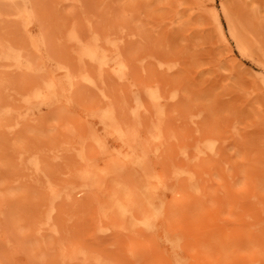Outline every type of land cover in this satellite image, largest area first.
Returning a JSON list of instances; mask_svg holds the SVG:
<instances>
[{
	"label": "rangeland",
	"instance_id": "rangeland-1",
	"mask_svg": "<svg viewBox=\"0 0 264 264\" xmlns=\"http://www.w3.org/2000/svg\"><path fill=\"white\" fill-rule=\"evenodd\" d=\"M0 264H264V0H0Z\"/></svg>",
	"mask_w": 264,
	"mask_h": 264
},
{
	"label": "bare ground",
	"instance_id": "bare-ground-1",
	"mask_svg": "<svg viewBox=\"0 0 264 264\" xmlns=\"http://www.w3.org/2000/svg\"><path fill=\"white\" fill-rule=\"evenodd\" d=\"M93 49V48H92ZM88 50V49H87ZM90 51H92V50H90ZM93 51H95L94 49H93ZM90 52V53H84V55L85 56H87V57H89L91 60H94V59H96V57H98L97 56V52ZM97 51V50H96ZM86 52V51H85ZM99 54V53H98ZM104 55H102L101 57H103ZM83 57V56H82ZM100 59V56H99V58H98V60ZM94 61H96V60H94ZM67 75H69V74H67ZM151 92V91H150ZM140 96V95H139ZM121 135H123V134H121ZM123 137H124V135H123ZM123 139V138H122ZM215 146V145H214ZM212 149H214V148H212ZM204 150V149H203ZM142 167H140V169H141ZM126 168H124V170H125ZM126 171V170H125ZM127 173V172H126ZM118 175V174H117ZM127 175H129L128 173H127ZM127 175H125V174H121L120 175V178L118 177L117 179H119V181L122 183V184H126L127 182H128V176ZM116 176V175H115ZM190 176H192L193 177V174L192 175H190ZM117 177V176H116ZM189 177V176H188ZM192 177L191 178H189V179H191V180H189V182L191 181L192 183L194 182V180H192ZM91 181V180H90ZM86 183H87V181H86ZM87 184H89V183H87ZM166 188V187H165ZM164 188V189H165ZM83 189H84V187H83ZM170 189L173 191V190H175V186H171L170 187ZM148 190H154L153 188H148ZM82 191V190H81ZM164 191V190H163ZM163 191H162V193H163ZM154 192V194H156V198H162L163 197V195H165L164 193L161 195V194H159V196L157 195L158 193V191H153ZM137 194H138V190H135V191H133V192H131V194H130V196H129V199L128 200H126L127 202H128V204H129V206L131 207V208H136V206H137V202H136V196H137ZM119 207V206H118ZM130 208V209H131ZM128 211V210H127ZM121 212H122V210H121Z\"/></svg>",
	"mask_w": 264,
	"mask_h": 264
}]
</instances>
